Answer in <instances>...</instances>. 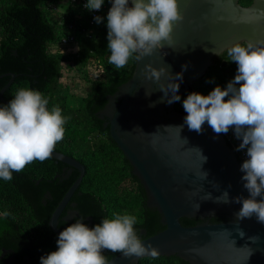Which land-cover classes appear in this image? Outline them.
Segmentation results:
<instances>
[{"label": "trees", "instance_id": "obj_1", "mask_svg": "<svg viewBox=\"0 0 264 264\" xmlns=\"http://www.w3.org/2000/svg\"><path fill=\"white\" fill-rule=\"evenodd\" d=\"M250 3L251 0H239L242 6ZM107 12L108 8L99 15L101 23L90 24L87 12L69 0H0V90L11 78L6 74H15L3 93L5 101L13 99L19 89L29 88L48 99L49 110L59 106L67 117L64 138L54 151L75 158L84 165L85 173L62 211L58 227L63 230L82 219L92 228L105 218L129 214L136 216L134 229L143 240L165 228L162 216L147 205L143 185L99 117L107 97L131 78L136 61L130 58L119 70L109 64ZM63 40L71 42L62 45ZM72 46L75 51L68 50ZM228 59L227 50L213 58L199 81L179 95L181 100L173 103L174 109L186 116L182 101L189 93L207 95L216 86L225 88L237 70L236 63ZM64 71L87 83L84 95L69 93L71 84L62 82ZM6 105L0 100V106ZM236 158L241 165L243 161ZM63 167L69 169L67 164L50 157L43 162L33 161L19 173L13 172L11 181L0 179V264H40L41 256L56 250L57 237L48 221L79 176L71 167L72 173L62 177ZM69 211L76 214L66 220ZM206 220L218 223L227 219L214 216ZM202 222L198 218H180L184 227ZM102 252L107 260L119 253ZM138 264L189 263L171 255L143 257Z\"/></svg>", "mask_w": 264, "mask_h": 264}, {"label": "water", "instance_id": "obj_2", "mask_svg": "<svg viewBox=\"0 0 264 264\" xmlns=\"http://www.w3.org/2000/svg\"><path fill=\"white\" fill-rule=\"evenodd\" d=\"M177 3L184 19L173 25L171 46L161 41L162 48L136 59L131 78L107 97L99 117L108 118L109 135L143 185L147 205L162 216L165 228L143 239L145 246L151 244L159 256L176 255L189 264H264V223H259L255 216L236 220L241 204L232 199L248 198L249 194L243 187L241 165L233 150L224 136L214 133L206 122L200 134L188 129L185 115L177 112L173 103H166L167 97L159 89L160 84L168 83L167 75L159 82L144 76L149 67L164 68L173 76L182 72L183 79L177 81L181 87L178 95L185 93L212 65L216 53L222 54L235 43L264 41V15H261L264 0H251L247 6L240 5L239 0H177ZM6 75L11 78L0 90V100L8 104L3 93L15 74ZM201 155L205 158L203 162ZM51 158L79 172L48 221L58 238L62 231L57 226L58 219L78 188L85 168L55 151ZM224 192L230 202H217ZM198 204L199 210L195 211ZM73 215L74 212L69 213L66 219ZM214 216L227 220L218 223L206 220ZM181 217L205 221L184 227L180 224ZM143 257L126 258L118 253L108 262L138 264Z\"/></svg>", "mask_w": 264, "mask_h": 264}, {"label": "clouds", "instance_id": "obj_3", "mask_svg": "<svg viewBox=\"0 0 264 264\" xmlns=\"http://www.w3.org/2000/svg\"><path fill=\"white\" fill-rule=\"evenodd\" d=\"M103 3L104 0H87L84 7L99 10ZM93 19L97 24L102 21L100 16ZM183 19L177 0H111L107 12L109 64L119 70L130 58L139 59L162 48L161 41L171 46L173 25ZM136 53L139 55L134 57ZM227 56V61L237 65L236 75L223 89L216 86L207 95L189 93L182 101L187 114L184 123L198 134L203 132L205 122L216 134L234 130L241 141L236 151L246 149L247 159L241 163L240 171L249 194L248 198L232 199L241 204L236 220L255 216L264 223V41L246 46L232 44ZM164 75L168 83L160 84L159 89L167 97L166 103L180 101L177 81L183 79L182 72L173 76L164 68L149 67L144 74L154 82ZM48 104L41 92L21 88L6 106H0V179L11 181L13 172H21L33 161L49 159L57 142L64 138L67 117L59 106L49 110ZM204 159L202 156V162ZM217 202H230L228 193L224 192ZM194 210H199V204ZM136 223V216L129 214L105 218L92 228L82 219L77 220L59 232L56 250L41 256L40 264H109L102 250L119 252L126 258H157L159 251L151 244L145 246L134 229ZM238 232L243 237V232Z\"/></svg>", "mask_w": 264, "mask_h": 264}, {"label": "built area", "instance_id": "obj_4", "mask_svg": "<svg viewBox=\"0 0 264 264\" xmlns=\"http://www.w3.org/2000/svg\"><path fill=\"white\" fill-rule=\"evenodd\" d=\"M70 3L72 4H77L81 7L82 10L86 11L89 17V23L92 24V22L94 21V17L95 16H99L104 10H106L108 8L111 7V0H104V3L102 4V7L99 10H87L84 5L87 3V0H69ZM107 2V3H106ZM71 40H63L62 45H66L68 43H70ZM69 48H74V49H69ZM68 50H76V47H69ZM223 136H225V138H227V140L229 141L230 145L229 147L233 150L235 156L239 157L240 160L244 161L245 159H247L246 156V149L240 150V151H236V148L238 147V145L240 144V140L236 138L235 134H234V130L233 129H229L227 134H224Z\"/></svg>", "mask_w": 264, "mask_h": 264}, {"label": "rangeland", "instance_id": "obj_5", "mask_svg": "<svg viewBox=\"0 0 264 264\" xmlns=\"http://www.w3.org/2000/svg\"><path fill=\"white\" fill-rule=\"evenodd\" d=\"M69 49H74V48H69ZM198 81L196 80L195 82L197 83ZM62 82L64 84L70 83L71 85H74V88H72V92H75V94H77L78 96L84 95L87 92L86 91L87 83L83 79L79 78L76 74H74L73 76L68 71L67 72L64 71L62 76Z\"/></svg>", "mask_w": 264, "mask_h": 264}, {"label": "flooded vegetation", "instance_id": "obj_6", "mask_svg": "<svg viewBox=\"0 0 264 264\" xmlns=\"http://www.w3.org/2000/svg\"><path fill=\"white\" fill-rule=\"evenodd\" d=\"M129 6H131V5H129ZM216 56H214V58H215ZM70 87H71V89H70V91H69V93L70 94H74L75 92H72V88H74V85H70ZM103 120H104V122H102L103 123V127L105 128V130L108 128V126H106V123L108 122V118L106 117V116H103ZM109 129V128H108ZM63 155H66V154H63ZM67 157H70V156H68V155H66ZM70 158H72V157H70ZM72 159H74V160H76L75 158H72ZM77 161V160H76ZM79 162V161H78ZM80 163V162H79ZM68 168V167H67ZM62 170H63V173H61V176L62 177H64V178H67L71 173H72V171H73V169H71V167L69 166V169H66V167H63L62 168ZM74 170H76L77 172H78V170L76 169V168H74ZM57 175V174H56ZM72 205H75V203H71ZM71 212H74V215L76 214V212L75 211H69L67 214H66V216L64 217L65 219L67 218V216H68V214L69 213H71ZM73 215V216H74ZM73 216H71V217H73ZM70 217V218H71ZM69 218V219H70ZM69 219H66V220H69ZM205 221V220H204ZM57 226H58V224H57ZM62 230V229H61ZM11 260V259H10Z\"/></svg>", "mask_w": 264, "mask_h": 264}]
</instances>
